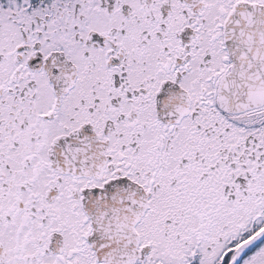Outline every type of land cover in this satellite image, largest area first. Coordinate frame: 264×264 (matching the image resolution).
Returning a JSON list of instances; mask_svg holds the SVG:
<instances>
[{
    "label": "snow or ice",
    "instance_id": "obj_1",
    "mask_svg": "<svg viewBox=\"0 0 264 264\" xmlns=\"http://www.w3.org/2000/svg\"><path fill=\"white\" fill-rule=\"evenodd\" d=\"M0 264H264V0H0Z\"/></svg>",
    "mask_w": 264,
    "mask_h": 264
}]
</instances>
